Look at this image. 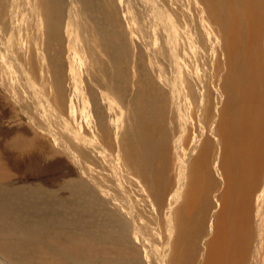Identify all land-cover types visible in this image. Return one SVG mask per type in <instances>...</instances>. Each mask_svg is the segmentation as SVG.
Wrapping results in <instances>:
<instances>
[{
  "label": "bare ground",
  "instance_id": "bare-ground-1",
  "mask_svg": "<svg viewBox=\"0 0 264 264\" xmlns=\"http://www.w3.org/2000/svg\"><path fill=\"white\" fill-rule=\"evenodd\" d=\"M67 2L64 15L46 0H0V78L17 109L13 116L21 120L15 125L29 131L18 133L5 150L21 152L48 136L56 155L45 157L64 161L73 172L59 188L65 217L52 222L76 224L68 236L73 256L86 249L84 241L97 247L86 254L88 260L108 245L123 256L126 246L112 243L133 239L151 264H264V0L97 2V8L108 3L109 9L116 3V15L127 30L139 32L152 66L144 79L138 75L130 83L127 104L135 120L129 127L108 78L107 70L114 68L111 53L81 20L87 17L80 0ZM120 68L119 77L131 73L132 61ZM157 79L168 87V97ZM97 80L105 86L112 114L102 108L98 116L90 114L87 88ZM195 82L198 95L189 89ZM170 108L174 112L168 113ZM166 119L170 126L164 125ZM10 171L0 154L5 247L38 241L32 242L38 259L25 256L21 264H42L47 253L60 254L57 260L66 264H88L47 241L58 232L37 231L43 220L14 211L13 196L24 198L21 189L39 199L53 191L39 184L24 189ZM76 227L89 239L78 237ZM93 240L98 242L92 245ZM140 254L127 253L111 263L140 264ZM2 263L9 264L4 258Z\"/></svg>",
  "mask_w": 264,
  "mask_h": 264
},
{
  "label": "rangeland",
  "instance_id": "rangeland-1",
  "mask_svg": "<svg viewBox=\"0 0 264 264\" xmlns=\"http://www.w3.org/2000/svg\"><path fill=\"white\" fill-rule=\"evenodd\" d=\"M46 1H47V3L55 5L56 8L58 9L59 13L64 14V15L67 14V10H64L63 7L65 4L68 3L67 2L68 0H46ZM115 1H117V4H119V2H120V0H115ZM80 2L82 3V6H83V13L87 17V19L81 18V20L84 22L87 21V23H88L87 28H88L90 34L93 32L95 33L94 34L95 37L100 39L99 43H101V46L104 48L107 47V50H106L107 53H111V58H113V60H114L113 61V66H114L113 70H111V69L107 70L108 78L110 79L109 81L111 83V87L113 88L114 92L117 94V95H115V97H116L115 99L118 100L120 105H123L122 110L125 111L124 116H126V117H124V125L126 124L125 126L129 127L131 125L130 121L135 120V118L133 117V113L131 112V110H129L130 105L127 104L128 101L132 98V96L130 95L132 93V87H131L130 83H132V79L135 76L137 77L138 75L140 78L144 79L143 76L145 75V73L147 74L148 70H150L151 64H150V60L148 61V57L146 54L147 48L144 47L145 45L143 42L141 43L142 37L140 36L139 32L135 28H134V30H130V26H129V28L127 30L124 27V25H122V20H123L122 18L123 17L119 14L120 18H121V21H120V19L118 18V15H116V12L114 11V9L116 7L115 2H112V4H111L112 9L108 8V3L107 4L103 3L101 8H97L99 5V4H97V2H100V0H80ZM119 6H120V4H119ZM120 9H121V7H120ZM110 11H113L115 13H112ZM77 18H79V17H77ZM116 21H120L119 24L116 23ZM123 23H124V21H123ZM108 26H110L111 28ZM126 27H128V26L126 25ZM122 28H124V29H122ZM80 32H81V38L84 39L86 33L84 35L83 31H80ZM113 34H115L118 37L117 41H114ZM125 36H126V38H125ZM115 50H119V52H116ZM56 51H57V47H56ZM52 52H53V50H52ZM57 53H58V51H57ZM118 57H120V58L118 59ZM124 60L129 61V63H131V61H132L133 71H131V73H125L124 74L125 79L122 81L121 79H123L124 76L119 77V74L122 71V69L120 67L122 66V63L125 62ZM81 69H82V73H83L82 74L83 80L88 81L89 76L84 71V68L82 66H81ZM117 71H118V73H117ZM157 73H158V71H157ZM115 74H117V75H115ZM183 76L187 77L188 74L185 73ZM154 79L156 80L155 77H154ZM70 80L73 81V77L70 76V78L68 79V83L72 82ZM92 82H90L89 84L87 83L88 84V88H87L88 93L87 94L90 96V97L89 96L88 97L90 98L89 100L91 101L89 104L90 114L91 115L93 114L92 116H98V113H100L99 109H101V108L103 109L105 114H109V113L112 114L113 112L111 111V108H110V106L106 100V97H105V95H103V91L105 90L104 84L102 85V83L99 80H97L98 83H95L94 81H92ZM156 82L165 91V93L167 94V97H168V87L166 85L163 86L159 79H157ZM5 84H6L5 78L4 77L0 78V85H2V87H0V128H1L0 129V144H1L0 145V154L4 159V164L6 165L7 168H9L12 171V172L10 171L11 173H15V175H13L12 180H16V184L21 183V185H23L24 189L29 188L30 186H36L39 184L40 187H37V188H39V189H44V188L45 189H51L53 191L50 195L47 194L48 196H46V198L42 197L39 199L34 194H31L28 191L21 189V193L22 194L24 193L23 194L24 198L22 200L18 196H13L15 198V200L13 199L14 211L16 210V212H18L20 215H22V217H23V214H25L26 216H28L30 218H33V219L39 218L40 220H43V221L45 220L44 219L45 217L49 218L50 220L46 219L44 222L51 223V224H44L43 221L39 222L38 224L41 227L36 229V230L39 232L45 231L46 234H49L50 230H45V228H50L52 231L58 232V234H56L55 236H53L50 233L51 237H48L46 240L54 242L55 246L62 249V251L65 253V256H67V257L82 258L83 259L82 261L87 260L88 264H112L111 258L112 259H117V258L120 259L123 257L127 258V255H126L127 253L132 254L135 251L139 250V252L141 251V254L139 255L140 258L137 260L140 261V264H151L145 257L142 256V247L140 246L142 244L137 242V240H133V239H131L130 241L116 240L115 243H112V244H114L113 245L114 247L116 246V247L122 248L123 245L126 246V251L123 254V256H122V253L119 255V253L116 254L112 250H109L108 248H111V246L108 245L107 247L105 246L106 251H103L101 249L96 250L93 253L92 259L90 258L89 259L90 261H89L85 257L86 254L88 252H91L92 249H95L97 247H93L91 245L89 246L85 241H84V246L86 247V249H85V247L83 248V250L85 249L83 251V253H79V255L73 256L74 255L73 252H70L71 251L70 247L73 245V243L71 242L70 238H68V236L70 235L69 233H71L73 235V226H76V224L63 225L60 227V226H57L55 223H52L54 220L59 219V218L64 216L63 209L65 208V206L59 207L60 202H61V199L59 198V194H60L59 188H60V186L62 187L64 185L65 178L69 177L70 173L73 174V172L69 171L68 167L65 166L64 161L62 164V162H60L59 160L53 159L55 162L51 163V160H50L51 158L45 157L46 153H50L54 156L56 155L55 154L56 149L53 147V140H51L52 138L48 137V136H44V139H40L38 137L37 143L32 145L30 148H28L29 150L28 149H26V150L21 149V152L14 151L15 153L14 152H7V150H5L7 147V144L11 140L17 138L18 133H24V134L29 133L28 129L27 130L25 129L26 127H20V126L18 127L17 125H15V124L19 123L21 120L17 119L16 116H13L14 111H17V109L14 106L12 99L10 100V98H9V100H8L7 98L9 96L6 97V95H9V93H8L9 89L5 87ZM69 86H70V83H69ZM185 86H186V79H184L182 81L181 89L185 90ZM198 86H199V83L195 82L194 85L189 86V89L195 91L198 95L199 94V91H198L199 87ZM143 87H144V83L142 81L141 88H143ZM145 88L148 89L146 86H145ZM71 93H72V91H71ZM139 94H140V92L138 93L137 96H139ZM140 96L141 97L143 96V92H141ZM198 99H199V96H198ZM76 101H77V106L78 105L80 106L81 102L78 100H76ZM131 102L134 103V101H131ZM135 104H137V103H135ZM148 106L153 108V110L155 108V107L150 106V105H148ZM108 109H109V111H108ZM170 109L167 111L168 113L174 112V110H172V109L170 110ZM137 110H139V109H137ZM147 112H148V110L145 108L144 113L147 114ZM175 117H177V116L175 115ZM110 119H111V121L114 120L113 117H111ZM176 120H177V118H175V121ZM168 124H169V121H168V119H166L164 122V125L170 126V124L169 125ZM176 124H178V122ZM3 125H6V126H3ZM3 129L5 130V132ZM178 129L182 130V127L178 126ZM11 130H13V132L10 133ZM158 132H160L159 129H158ZM12 133H14V135H12ZM10 134H11V136H10ZM2 135L5 137V139ZM3 142H5V143H3ZM7 157H8V159H7ZM16 160L18 162L13 163V161H16ZM10 161H12L13 165L12 164L11 165L13 167L9 166V164H7V163H10ZM19 173L22 174V177ZM17 179H19V180H17ZM63 191L65 192L66 188H63ZM81 192L83 193V195L86 193L85 191H81ZM4 194L8 196L11 194V192L7 191ZM65 195H67V194H65ZM75 196H81V195L78 194ZM36 200H38V201H36ZM32 202H34V203H32ZM74 204H75V201H74ZM35 205L37 206V208ZM40 205L42 207L44 206L45 208L42 209V207ZM69 206H72V205L69 203ZM23 209L25 210L24 212H23ZM29 209H30V211H29ZM35 209H37V210H35ZM31 211L32 212L34 211L36 214L34 212L32 213ZM75 218H74V223L78 222L77 224L80 225V222L78 221V219H75ZM0 225L3 226V224H0ZM55 228H57L58 230ZM76 231H77V227H76ZM79 231L80 230H78L77 232H79ZM80 233H81V231H80ZM79 236H82V237L84 236L83 238H85L86 240L89 239L85 236L84 232L79 234L78 237ZM97 238L100 241V238L98 236H97ZM98 240L91 241L92 245L95 244L96 242H98ZM21 241H22V244H21ZM21 241L19 242L20 244H18L16 248H14L13 250H10L9 247L8 248L5 247V245H7L6 241L3 242V240L0 239V250H2L1 248H3V250L0 251V258L1 259L4 258L7 261V263H9V264H21V261L22 262L24 261L25 256L27 258H29V255L33 254V255H35L34 260H37L38 259L37 255L39 254V252H38L39 248L36 247L32 242H38V241L32 240L30 242V241H27L24 239ZM79 242H78V244L80 245L81 241H79ZM2 245H4V246H2ZM4 248H5V250H4ZM65 248H67V251L65 250ZM59 255L54 254V253H47V256H45L44 261H42V264H66V263L60 262L61 258ZM100 256H103L102 260H101V258H99ZM89 257H91V254ZM31 259L32 258L30 257L28 260H31ZM57 259H59L60 261ZM49 260L51 262H49ZM96 261L98 263H96ZM99 262H101V263H99ZM2 264H4V263H2ZM67 264H69V263H67ZM76 264H87V263H76ZM129 264H139V262L134 261V262H130Z\"/></svg>",
  "mask_w": 264,
  "mask_h": 264
}]
</instances>
